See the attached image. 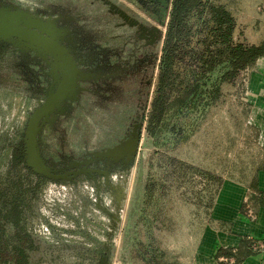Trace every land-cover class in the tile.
<instances>
[{"label": "rangeland", "instance_id": "1", "mask_svg": "<svg viewBox=\"0 0 264 264\" xmlns=\"http://www.w3.org/2000/svg\"><path fill=\"white\" fill-rule=\"evenodd\" d=\"M13 1L0 4V21L21 22L45 42H54L72 71L69 87L46 105L67 70L58 54L28 39L0 48V190L10 197L16 191L22 194L18 200L21 226L30 235L29 264H191L222 182L248 184L263 165L258 129L248 118L252 80L264 86L257 68L264 56L244 69L236 85L202 115L168 114L155 133L137 129L134 137L118 142L116 130L110 132L118 127L116 110L132 104L134 98L124 92L141 84L128 82L117 89L112 83L110 91L115 88L122 96L110 94L105 100L85 94L89 88L104 89L101 80L91 81L99 79L100 71L75 66L66 44L72 30L77 35L85 27L110 40L117 56L151 47L135 35L132 23L125 25L116 17L117 6L152 29L158 52L171 0L159 20L136 0H94L87 7L76 0H27L25 6ZM219 1L247 14L252 39L264 40V0ZM109 71L121 75L120 70ZM95 107L106 115H95ZM149 110L146 105L144 115ZM40 111L33 139L35 164L28 135L30 121ZM81 111L91 121L100 119L94 140ZM12 230L7 226L8 233Z\"/></svg>", "mask_w": 264, "mask_h": 264}, {"label": "trees", "instance_id": "2", "mask_svg": "<svg viewBox=\"0 0 264 264\" xmlns=\"http://www.w3.org/2000/svg\"><path fill=\"white\" fill-rule=\"evenodd\" d=\"M162 35L146 125L150 133L168 114L202 115L217 105L241 72L264 56V40L252 39L250 17L219 0H171ZM21 149L25 156L24 144ZM7 193L0 190V264H29L30 235L21 226V193Z\"/></svg>", "mask_w": 264, "mask_h": 264}, {"label": "flooded vegetation", "instance_id": "3", "mask_svg": "<svg viewBox=\"0 0 264 264\" xmlns=\"http://www.w3.org/2000/svg\"><path fill=\"white\" fill-rule=\"evenodd\" d=\"M10 1L11 0L9 1L0 0V4H3L4 2L5 4H9ZM15 1H17L23 6H25V4L28 3L27 0H15ZM93 1L94 0H76V2L79 3V6H82V7L92 6L94 4ZM168 2L169 0H136V3L138 4V6H140V8L143 11H146V12L151 11L157 20L164 17L165 10L168 7ZM107 6L110 7L111 5L107 4ZM113 8H114L113 13L116 14V17L121 19L125 25H127V23H132L135 27V35H141L140 39L146 43L149 42L151 47L148 48L145 46L143 51L142 50L138 51V49H131L132 51L128 52L126 55L122 54L120 56H117L116 54L117 47L114 45H110L111 44V42H109L110 40H105L106 39L105 36L101 37L99 34H93V32H95L93 30L92 32L87 31L85 27L81 31H78L77 35L74 33V30H72V36L69 38V41H68L69 44L67 43L66 47L69 49L70 56L72 58L71 60L74 61L75 66L84 68L83 70L84 71L86 70V72H89L90 70L94 72H98V71L102 72V70H105L103 68L108 67V72L98 73L100 74L98 75L99 79L91 80L95 83L101 80L102 82L101 89L103 88L104 89L103 90H96L94 88L86 89L85 94L87 95L97 96L99 99L105 100L106 96L110 94H112L113 96L115 95V97H118L121 95V94L120 95L117 94L118 90L115 91L116 90L115 88H111L112 91H110L109 88L113 84L115 85V87H117V89H119L118 87L119 85H122L128 82L136 81L137 83L139 82V84H141L140 85L141 87L137 90L135 89V91L132 93L124 92V95L126 97L130 96L131 99L134 98V100H132V104L129 105L128 103V106L125 105L124 110L121 108L116 110V108H114L117 112L116 115L118 116L119 122H118L117 128L111 125L112 127H110V130H111L110 132H113L114 130H116L117 134L119 135L116 140L120 142L121 140L125 138L124 136L134 137L133 135H131V133L136 131L137 129L141 130L142 133L143 132L149 133L146 127L148 111H147V114L145 115H144V111H145L146 105H147V108L150 107V102L152 99V94H153V89H154V81H155L158 63L160 59L162 41L158 45V52H156L153 49V46H154V43L158 41V36L156 37L155 35H152V29H150V27H148L146 24L144 23L142 24V22L136 23V19L129 16L128 12L125 9H122V8L120 9L117 6H114ZM165 18H166V21L165 22L163 21V22L166 25L168 21V13ZM0 22L6 24L5 21L4 22L0 21ZM12 25L27 28L26 26L21 24V22L20 23L14 22V24ZM32 31H35V30H32ZM36 33L41 38V35L38 32ZM161 37L163 40V35H161ZM108 38L111 39V37H108ZM125 38L126 36L124 35L123 40H125ZM143 38L145 39L143 40ZM19 40H27V39L23 37L21 38L18 36H14V35H11L5 38L1 37L0 38V48L3 47V44H8V45L13 46L14 43ZM111 40H115V39L112 38ZM99 42H102L101 46L103 45V49H101V46L98 44ZM119 46L120 44H118V47ZM146 50L148 51L146 52ZM107 52H110V54H108ZM61 53H62L63 58L62 57H58V58L59 60H61L63 65L66 67V69L69 71L70 70L68 68L70 67L69 60L64 55L63 52ZM79 60L83 61V63H79ZM115 64H119V65L115 66ZM112 68L120 70L121 75H116L115 72L113 71L110 72L109 70ZM69 73H70L69 75L70 77L72 74V71L70 70ZM122 75L124 76L122 77ZM65 77H66V74H64V78ZM90 78H92V76ZM61 80L57 84V88L54 92L55 95L50 100L47 101L48 105H50L53 101L60 98V95L62 94V88H64L63 85L60 86ZM143 92L146 93L145 99L143 98ZM149 96H150V101L147 102V98ZM116 101H117V98H116ZM94 110H95L94 112L96 113L95 115L97 116L104 117L103 115H106L105 113L101 112L96 107L94 108ZM80 113L81 115L85 116L83 121L85 122L86 126L89 128H93V132L89 136L90 139L91 140L96 139L97 134H98L97 127L100 128L102 125L101 122L99 121L100 119H95V117H93V121H91L90 119H88V116L84 114L85 112L81 111ZM39 119L40 117L38 118V121ZM105 120L107 121V119H104V121ZM38 121L36 125H38Z\"/></svg>", "mask_w": 264, "mask_h": 264}, {"label": "crops", "instance_id": "4", "mask_svg": "<svg viewBox=\"0 0 264 264\" xmlns=\"http://www.w3.org/2000/svg\"><path fill=\"white\" fill-rule=\"evenodd\" d=\"M257 68L264 79V57L258 60ZM61 85L63 92L70 77L63 75ZM250 94L253 106L248 119L258 129L264 151V86L253 79ZM254 176L248 184L234 179L222 182L191 264H219L221 257L232 264H264V161Z\"/></svg>", "mask_w": 264, "mask_h": 264}, {"label": "water", "instance_id": "5", "mask_svg": "<svg viewBox=\"0 0 264 264\" xmlns=\"http://www.w3.org/2000/svg\"><path fill=\"white\" fill-rule=\"evenodd\" d=\"M11 35L18 36L21 38L23 37V38L28 39L30 41H34V43L43 42V43L47 44V42L42 40L40 38V36L35 31L28 30L27 28H23V27L14 26L12 24H8V23L4 24V23L0 22V38L1 37L5 38V37L11 36ZM42 113L43 112L40 111L39 114H36V116L34 118L35 121L33 123H32V121L34 119L32 121H30V127H32V125L34 124L35 129H36V124H37L38 118L40 117V115ZM32 139H34V136H32ZM29 141L30 140L28 139V142ZM28 148H29V146H28Z\"/></svg>", "mask_w": 264, "mask_h": 264}, {"label": "bare ground", "instance_id": "6", "mask_svg": "<svg viewBox=\"0 0 264 264\" xmlns=\"http://www.w3.org/2000/svg\"><path fill=\"white\" fill-rule=\"evenodd\" d=\"M47 42V45L49 46V48H52L53 50H54V52H56L57 54H59V57H62V53L60 52V50L57 48V47H54V42H51V41H49V40H47L46 41ZM63 58V57H62ZM66 62V61H65ZM67 72L65 73L66 74V77H69V75H70V70L68 71V70H66ZM48 105V104H47ZM35 118V117H34ZM33 118V119H34ZM32 119V120H33ZM35 121V119L32 121V123ZM35 126H34V124L32 125V127H29V135H28V138H29V142H28V146H29V148H28V150H29V153L31 154V157H32V160L34 161V163L35 164H37L38 162H37V160H36V158H35V155H36V153H35V150H34V141H33V139H32V136H34V134H35Z\"/></svg>", "mask_w": 264, "mask_h": 264}, {"label": "built area", "instance_id": "7", "mask_svg": "<svg viewBox=\"0 0 264 264\" xmlns=\"http://www.w3.org/2000/svg\"><path fill=\"white\" fill-rule=\"evenodd\" d=\"M163 32H165V26H164ZM219 264H232V262L225 257H221L219 258Z\"/></svg>", "mask_w": 264, "mask_h": 264}]
</instances>
